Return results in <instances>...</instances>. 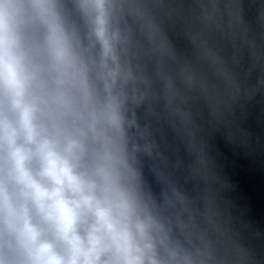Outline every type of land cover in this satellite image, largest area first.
Wrapping results in <instances>:
<instances>
[{
	"label": "clouds",
	"instance_id": "9594fccd",
	"mask_svg": "<svg viewBox=\"0 0 264 264\" xmlns=\"http://www.w3.org/2000/svg\"><path fill=\"white\" fill-rule=\"evenodd\" d=\"M237 152L264 0H0V264H264Z\"/></svg>",
	"mask_w": 264,
	"mask_h": 264
}]
</instances>
